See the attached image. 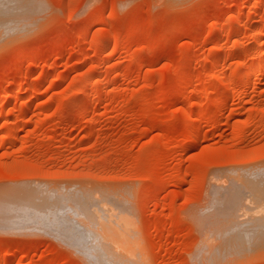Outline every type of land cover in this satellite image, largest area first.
Instances as JSON below:
<instances>
[{
	"label": "rangeland",
	"instance_id": "rangeland-1",
	"mask_svg": "<svg viewBox=\"0 0 264 264\" xmlns=\"http://www.w3.org/2000/svg\"><path fill=\"white\" fill-rule=\"evenodd\" d=\"M25 2L26 31L0 38V264H92L7 222L33 215L31 188L115 214L95 229L130 264H264V249L216 256L205 220L212 180L264 174V0Z\"/></svg>",
	"mask_w": 264,
	"mask_h": 264
},
{
	"label": "bare ground",
	"instance_id": "bare-ground-1",
	"mask_svg": "<svg viewBox=\"0 0 264 264\" xmlns=\"http://www.w3.org/2000/svg\"><path fill=\"white\" fill-rule=\"evenodd\" d=\"M24 2H25V0H24ZM24 2L22 0H0V38L3 36H7L11 33L14 34L15 32L18 33V31L25 30V28H26L25 26L29 23L28 22L25 23V26H24V24H21V22H22L21 18L22 17L20 16V14L23 13L24 10L25 11L27 10L24 8H27L28 5L25 2V4L27 5L26 6L24 4ZM170 2H171V0H170ZM28 11H29V13L28 12L27 13L30 14V12L32 13L33 10L31 11L28 9ZM31 27H32V23H31ZM23 34H25V32H23ZM18 35L20 36V34H18ZM101 40H103V39H101ZM101 40H99V41H101ZM224 55L226 56V54H224ZM227 55L229 56L230 54H227ZM263 55L264 54H262L261 56H263ZM259 60L260 59L255 60L252 63H250L247 67H243V69L239 70V72L237 71L238 75H243L244 73H246L248 71H253L254 68L259 66V63H260ZM214 75H216V74H214ZM223 82H225V81H223ZM17 92L19 93V90H17L15 93H17ZM2 96H3L2 99H4V95H2ZM6 96H5V98H8V95H6ZM3 101H2V103H6L5 101L4 102ZM2 103H1V107L3 105ZM185 117H184V119H185ZM188 117H186V118L188 119ZM185 121H186V119H185ZM185 121L182 122L183 125H184ZM6 125H8V124H4V126H6ZM184 126L186 128V123ZM187 126H189V125H187ZM23 146H25V143L22 145V147ZM257 169H263V167H259ZM219 177H222V176H219ZM252 177L256 179V184L245 183L244 182V181H246L245 179H242V182H241L240 178L236 179V178H234L228 174V176L226 177V180L224 179L225 177H223L224 180L220 178L221 182L226 181V183L224 185H221L218 183V179H217L218 177L216 179H214L211 176V178L214 180H212L213 182H212L211 191H210V189H208V191H210L209 193H211V196H209L210 202H208V201L206 202V203H209V204H206L209 206V208H207L208 206H206V209L207 210L209 209L208 211L210 214H208V217H211L212 219H211V222L208 221V220H210V218L205 219V217L207 215L205 213H208V211H205V213H203V214H205L204 215L205 217H203V219L207 220V223L204 220L206 225H208V224L210 225L211 223H213L212 226H214V224H215V227H214L215 229L214 228H212V229L216 231V236H218L221 239V243L219 244V242H218L219 245L216 243L218 246L214 249L213 253L216 256H221L220 258H222V256L226 255V254H244V253H248V252H254L256 250L258 251L259 249H260V251H261V249L262 250L264 249V174L260 175V176L253 175ZM19 187H21V185ZM23 187H21V188H23ZM42 188L45 189L46 187L45 188L42 187ZM12 189H14V188H12ZM12 189H11V191L14 192L15 190H18L19 188L17 187V189H15V190H12ZM25 189H27V187ZM31 189H33V191H34L33 192L34 195L33 194H31V195L35 196L36 195L35 189L34 188H31ZM36 189H38V188H36ZM50 189L51 188H49L48 194H45L43 196L41 195V197H43V198H41L39 196L41 194V192L37 190L40 193L39 194L37 192V196H39L41 199L38 197L35 198V197L31 196L29 193H27L28 191H26V193L32 197L33 201L37 198L42 200V202H41V201H38V199H37L35 202V203L41 202L40 205L38 204L39 206H41L40 209H37L38 206L35 207L36 205L34 206V204L33 205H31V204L27 205L28 204L27 202H30L31 197H29L30 200L24 199L23 197L21 199H19V201L22 200V202L24 201V203H25V200H28V201H26L25 206L20 207L21 209L19 208V210L17 209L18 206H13L15 203L12 205L13 201H12V203L8 202L10 204V206H9L7 201L5 200L6 203L4 202V205L7 204L5 206L10 207L11 209L4 207V205H2L1 209L7 208V210L10 209V211L11 210L14 211L15 207H17L16 210H18V211L23 209L22 211H20V213L17 211L19 214L25 213V211L28 213V212H30L28 210H31V209L33 210L32 216H29L30 215L29 213H28L29 215L25 213L24 214L25 216L9 217L7 219V222H9L11 224V226L14 225L13 227H17L20 225V226H23L26 228L28 225V226H30L29 227L30 229H32V226H34L33 229H36L35 227H38V228L41 227V228L45 229L46 231H51L55 236L57 235L56 236L57 238L60 237V239L61 238L63 239L62 241H65L68 244L72 245V247L75 249L73 251L77 250L79 252H82L84 254V257L86 256L88 259L91 260L92 264H93L92 261H95L94 264L95 263L96 264H130V262L128 261V257L126 256L127 253L125 254L123 251H122L123 252L122 253L114 245L111 246L112 243H109L107 241L106 242L100 241L101 236L99 235V233L95 229V227L99 224L100 220L102 222H104L105 224H110V223L115 222V221L117 222V216L115 214H113L112 212L106 213V212L102 211V212H98V214L96 215V218L90 217L89 214L84 213V212H80V190L78 188L73 189V190L78 189L79 191L78 190L73 191V195H71V197H69L68 200H67L66 196L61 195L62 193L60 191L57 192L58 194L55 193V195H54L53 192H56L57 190L51 189V193H50ZM3 190H6V189H3ZM8 190H9V188H8ZM22 190H24V189H22ZM28 190H30V189L28 188ZM45 190H47V189H45ZM52 190H53V192H52ZM18 193H17V196H19V195L23 196L24 195L22 193H20V194H18ZM10 196H11V194H10ZM17 196H15V197L19 198ZM0 197H1V195H0ZM209 197H207V198H209ZM4 198H6V197H4ZM9 198H7V199H9ZM1 200H2V197H1L0 201ZM10 200H11V198H10ZM16 200H18V199H16ZM32 200H31V203H32ZM14 202H15V200H14ZM18 203H20V202H18ZM1 204H3V203H1ZM20 204H17V205H20ZM11 205L14 207V209H13V207H11ZM16 210H15V212H16ZM25 224H27V225H25ZM29 224H32V225H29ZM27 229H28V227H27ZM212 229H211V231L213 233L214 231ZM209 230H210V228H209ZM209 230L206 233L211 234V232H209ZM205 235L206 236L208 235V237L206 238ZM203 236L206 239L213 238V236H209V234H203ZM207 241L208 240L203 239V242L207 243ZM213 241H214V239H213ZM207 244H209V243H207ZM113 247H115V248H113ZM118 251H119V253H118ZM126 251L128 252L127 255L131 254V252H130L131 250L127 249ZM262 252L264 253V251H262ZM199 253L203 254V256L206 255L205 257H203L201 255L202 259L203 258L206 259V257H208L207 253H204V252H202V253L199 252ZM196 254L197 253H195V256H196ZM79 255H80V253H79ZM195 256H193V258H196ZM210 257L212 258V256H210ZM210 257H209V259H206V260H209L210 262H212V260L216 259V257H215L214 259L211 260ZM225 257L228 260V257L227 256H225ZM230 257H232V256H230ZM197 258H199V256ZM201 258H199V259L201 260ZM199 259H198V263L201 262V261L199 262ZM232 259H234V258L232 257ZM237 259L239 260L240 258H237ZM90 260H87V261H90ZM221 260L225 261L226 259L224 260V258H223ZM202 262L200 264H203ZM221 262H220V264H221ZM215 263H216V261H215ZM224 263L225 262H222V264H224ZM193 264H195V263H193Z\"/></svg>",
	"mask_w": 264,
	"mask_h": 264
}]
</instances>
